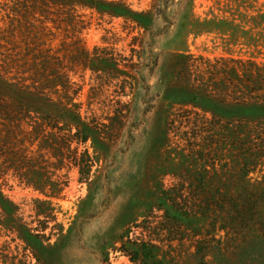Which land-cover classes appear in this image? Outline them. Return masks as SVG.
<instances>
[{"label":"rangeland","instance_id":"rangeland-1","mask_svg":"<svg viewBox=\"0 0 264 264\" xmlns=\"http://www.w3.org/2000/svg\"><path fill=\"white\" fill-rule=\"evenodd\" d=\"M14 1L0 0V64L30 82L50 60L63 83L45 92L72 99L103 140L79 141L34 112L15 126L16 153L0 156L10 201L0 204V264H264V143L245 155L208 129V113L158 97L132 126L136 71L155 83L169 53L188 54L192 74L205 60L264 64V0H102L146 26L86 1L45 0L14 14L17 27ZM251 190L238 216L234 196Z\"/></svg>","mask_w":264,"mask_h":264},{"label":"trees","instance_id":"trees-1","mask_svg":"<svg viewBox=\"0 0 264 264\" xmlns=\"http://www.w3.org/2000/svg\"><path fill=\"white\" fill-rule=\"evenodd\" d=\"M42 1L45 0H30V2L29 0H15L10 5L14 12L7 15L10 20L9 25L17 27L15 20L19 23L21 21L14 14H20L22 10L24 11L22 15L31 14V4H38ZM56 1L65 5L74 4V1L81 2V0ZM82 1L88 2L89 6H95L99 10H111L116 14L131 17L142 26L147 25L138 18V15L142 13H135L124 5H119L122 9H114L115 4L102 0ZM165 56L167 57L159 66L161 71L155 83L148 82L144 73H141L142 69L136 71L138 76L135 77L136 91L132 107L135 112L134 116L138 120L134 121L132 126L136 127L147 121L146 114L153 109L155 98L158 97V100L167 101L169 106L174 103L190 104L208 113L210 115L208 129L217 134V129L221 128L218 133L221 134V138L228 143L235 141L242 144V153L245 155L254 149L247 145L264 143V64L249 59L205 60L201 61L203 65L197 64L198 68L192 74L191 57L188 54L169 53ZM89 60L84 59L85 62H90ZM104 60L114 65L111 70L119 72L120 69L114 57L108 55ZM42 65L44 66H39L37 62L33 66V77L28 82V77L9 75V71L0 64V125H2L0 156L15 155L14 128L21 123L24 117L30 118L31 112L38 114V119L40 118L43 121L42 124H46L50 129H60L61 125L71 130L74 128L73 136L79 141L87 142L91 139L93 146L97 147L96 143L103 140L100 135L97 136L96 127L83 119L79 106L72 99L65 102L53 100L45 92L46 88L52 89L50 86L56 87L62 84L63 75L58 73L55 67L51 69L52 65L48 59L44 60ZM157 65L158 57L155 55L153 59L151 57L147 60L145 67L152 72ZM47 70L51 73H46ZM34 117L31 116L30 120L38 123L36 119H32ZM166 125H168V117ZM254 192L255 190L249 191L250 196L245 198L234 196L237 202H241V206L238 203L231 204L234 213L241 216L244 208L250 210V204L253 203L252 200L256 195ZM226 196L229 199L233 198L230 193ZM0 204L3 206L10 204L1 188ZM24 230L26 232L28 230L30 236H36L28 228ZM24 236L29 244H34L28 241L27 235Z\"/></svg>","mask_w":264,"mask_h":264}]
</instances>
